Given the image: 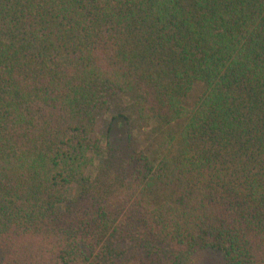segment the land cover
Returning a JSON list of instances; mask_svg holds the SVG:
<instances>
[{
    "label": "trees",
    "instance_id": "trees-1",
    "mask_svg": "<svg viewBox=\"0 0 264 264\" xmlns=\"http://www.w3.org/2000/svg\"><path fill=\"white\" fill-rule=\"evenodd\" d=\"M133 227L128 264H264V0H0V264H125Z\"/></svg>",
    "mask_w": 264,
    "mask_h": 264
},
{
    "label": "rangeland",
    "instance_id": "rangeland-1",
    "mask_svg": "<svg viewBox=\"0 0 264 264\" xmlns=\"http://www.w3.org/2000/svg\"><path fill=\"white\" fill-rule=\"evenodd\" d=\"M104 119L111 117L110 113H106L103 116ZM149 125L142 124L137 119L127 120L125 116L116 117L111 124L110 130H108V136L103 140L110 142L113 147L120 148L121 151L127 155L135 151V148H142L149 152L156 151L157 139L161 136V131L154 129ZM103 129V128H102ZM153 131L157 132L156 134ZM104 154L101 156L103 159ZM97 158V161L101 159ZM91 172L96 171V166L90 168ZM131 231H125L126 237L123 244L128 247L125 259L123 262L128 264L127 259H133L135 250L143 243V238L138 236L136 227L130 228ZM183 260L185 264H227L222 253L217 249L208 248L196 251L194 253L184 255ZM122 261V260H121Z\"/></svg>",
    "mask_w": 264,
    "mask_h": 264
}]
</instances>
